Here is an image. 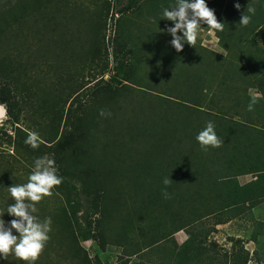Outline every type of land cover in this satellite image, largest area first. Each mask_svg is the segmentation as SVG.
<instances>
[{
	"label": "trees",
	"instance_id": "obj_1",
	"mask_svg": "<svg viewBox=\"0 0 264 264\" xmlns=\"http://www.w3.org/2000/svg\"><path fill=\"white\" fill-rule=\"evenodd\" d=\"M50 1L8 0L0 5V43L14 24H21L31 15L35 24L58 28L62 22L54 19L57 14L47 12L43 6ZM166 1L160 4L164 8L176 2L167 5ZM210 1L206 3L214 10ZM237 3L239 9L235 7ZM249 7L255 12L248 13ZM214 13L224 23L223 31H215L224 55L192 45L194 62L183 66V51H174L166 31L171 26L169 22L166 24L163 19L159 26L150 24L157 29L139 23L136 26L141 31L136 35L137 40L126 39L131 42L130 57L120 61L114 71V76L122 81L120 85L97 86L91 91L89 101L77 102L74 114L69 112L72 102L68 108L58 101L50 106L54 114L48 121L57 139L44 138L49 143L44 146L63 166L59 169L62 179L78 182V187H73L76 196L82 194L96 201L93 208L98 218L94 227L91 229V223H87L81 229L73 210L77 200L71 194L65 196L57 224L74 239L83 235L101 249L108 245L124 247V254L130 257L159 247L161 241L185 230L188 237L181 247L163 250L167 251L170 264H248L250 261V253L240 239H235L230 251L219 258L218 245L207 242L209 230L198 227L210 215L215 217V225L225 223L242 214L245 206L250 210L255 201L264 198V0H219ZM243 13L251 15L247 25L239 24ZM128 22L135 24L122 15L116 20L118 36L113 42L117 45L120 41L118 46L122 48L128 43L123 40L128 33ZM86 23L88 27L82 35L86 46L76 54L82 72L86 67L91 70L103 55V44L100 45L104 38L103 11L88 18ZM68 30L66 35L72 34ZM81 31L79 28L78 35ZM104 54L107 56L106 50ZM166 55L170 57L166 59ZM106 66L105 63L100 73ZM23 75L21 62L8 54L2 56L0 48V91L5 93L0 100H15L23 85ZM226 79L231 86L227 91H236L234 94L243 91L242 95H233L234 100L231 97L227 101L229 110L221 104L215 106V112L204 108L206 93H219L218 87ZM238 81H243L245 88L238 89L234 83ZM249 86L259 93L252 107L257 110L255 115L248 108L253 98L247 94ZM12 107L9 104L7 111L17 120ZM243 108L247 112L243 113ZM101 109L111 115L101 116ZM232 110L235 111L230 113ZM208 121L214 123L222 144L205 150L196 135ZM91 146L97 148L96 153L93 150V159L77 157L79 150ZM207 152L215 159L209 158L205 164ZM139 157L147 158V162L136 161ZM66 162L69 164L64 165ZM152 165L155 176L148 183L143 177L153 174ZM138 172L143 174L141 179ZM243 175H250L251 179L239 183L236 177ZM124 178L127 184L119 185ZM165 178L170 181L168 185L163 184ZM128 190L132 192L127 197ZM165 190L169 198H165ZM120 226H124L121 231ZM259 228L253 232L252 242L264 235ZM146 231L151 235L146 237ZM138 232L145 236L134 245L127 235Z\"/></svg>",
	"mask_w": 264,
	"mask_h": 264
},
{
	"label": "rangeland",
	"instance_id": "obj_2",
	"mask_svg": "<svg viewBox=\"0 0 264 264\" xmlns=\"http://www.w3.org/2000/svg\"><path fill=\"white\" fill-rule=\"evenodd\" d=\"M7 1L0 0V5ZM162 1L52 0L48 3L45 2L43 6L48 9L47 12L57 14L54 19L57 22L60 19V22H62L58 28L50 29L51 27H45V24H35L31 15L22 21L21 24H14L9 29L7 37L0 43L2 56L3 54H8L12 59L16 58L17 61H20L24 75L23 85L17 92L14 98L15 100L12 98L11 101L0 100V212L6 209L8 203H14L7 187L12 184L26 183L36 158L45 157L53 160L58 175L62 177L59 169L63 166L53 157V153L44 146V144L49 145V143L46 144L44 138H49L50 140L56 138L55 132L52 130L50 122L48 121L54 114L50 106H54L53 103L58 101L59 104L64 103L65 108H68L72 102L74 104L71 107L72 110H69V112L74 114L76 110L75 106L78 104L77 102L80 101V104H84L89 101L91 91L97 86L120 85L122 81L117 76H114V71L118 68L120 61L125 60L131 55L128 52V45L131 42L126 39L131 38L133 39L132 41L137 40L136 35L138 36L141 31L136 26L139 23L150 27V24L159 26L161 22H164V18L160 19L162 9L164 8V5H160ZM174 1L176 0H167L166 3L167 5H171ZM218 2L219 0H211L210 6H214L215 10ZM221 3L219 4L221 5ZM101 11H103L104 38L100 45L102 47L103 44V53H101L103 55L101 56V60H97L93 64L91 70L86 67L82 72L79 70L80 60L77 55L80 54L79 50L86 46V42L84 43L85 36H82L88 27L86 22L88 18ZM121 15L135 22L134 25L129 22L126 23L128 33H125L126 37L123 36L125 37L123 40H126L128 43H126L127 47L125 48L120 47V45L118 46L120 41L117 45L113 42L115 36H118L117 30L115 29L116 20ZM63 16L66 17L65 20ZM165 20L166 24L169 22V25H172L171 21ZM79 28L82 29L81 35H78ZM67 29L73 35H66ZM150 29H157V26L150 27ZM170 38L172 39L171 35ZM146 40L143 41L145 45L147 44ZM219 44V38L215 30L210 29L206 24H202L195 45H199L215 54L224 55V51ZM190 47L192 48L191 51ZM173 48H171L172 52ZM114 49L116 50V59L113 55ZM104 50H106L107 56H105ZM192 50L193 46L185 43L181 50V52L183 51V66L188 65V62H194ZM174 51L176 50L174 49ZM169 57V55H166V59ZM105 63L107 64L106 69L100 73L101 67ZM178 66L180 67V65ZM226 81L228 82V79L224 80V84L218 87L219 93L214 92L212 95H207L206 93L207 99L203 105L204 108L215 112V106L221 104L225 106V109L229 110L227 101L231 97L233 99V95H242L241 93L243 91L241 93L237 92V94H234L236 91H230L229 93L227 89L231 86ZM234 83L237 84L238 89L240 87L245 88L243 81ZM82 85L83 88H80ZM75 91L76 93L74 94ZM207 91H210V88ZM247 93L251 94L253 92L247 91ZM4 94L0 91V98ZM251 96L257 98L255 95ZM9 104L13 106V114H16L17 120L14 119L13 115L9 116L7 111ZM234 111L232 110L230 113ZM241 111L243 113L247 112L246 108L241 109ZM251 113L255 115L257 110L252 109ZM60 129H62L61 123ZM92 130L94 131V129ZM33 132L38 134V146L35 148L25 143L30 133ZM48 142L50 141L48 140ZM51 142L53 143L54 141ZM20 145L23 146L21 147ZM141 148L143 150V147ZM96 149L91 146L86 150H79L77 157L81 160L89 161L93 159V150L96 153ZM75 158L76 155L74 156V161ZM209 158L215 159L212 154L205 153V164L208 163ZM136 161L141 163L147 162V158L139 157ZM67 164L69 163L66 162L64 165ZM153 166H151L153 174L143 177L148 183L154 180L155 171L153 172ZM137 168H140V165ZM206 168L209 169L208 167ZM138 175L141 179L143 174L138 172ZM236 178L239 183H242L243 179L250 180L251 176L243 175ZM125 184L127 183L124 178L120 181L119 185L125 186ZM73 187H78L77 181L73 182L64 179V183L62 181L53 188L51 195L45 196L40 202L36 203L37 211L34 215L38 216L40 220H43L45 217H51L52 224L51 232L49 233L50 239L46 242L35 264H84L83 261L85 258V264H170L171 261H169L170 258L168 257L167 251L163 250H171L174 246L181 247L182 243L188 237L185 230L177 231L168 240L161 241L158 244L159 247H151L142 253L130 257L124 254V247L108 245L101 249L94 240L85 238L83 235L77 236L74 239L72 234L57 224L58 210L62 204L64 205V201L66 200L65 196L71 194L77 200L73 210L75 211V217L81 225V229H84L87 223H91L92 229L98 217L94 214L96 210L93 208L95 207L96 201L86 199V196L82 194L76 196ZM130 192L132 191H127V197L130 196L128 194ZM261 200L255 201V205L257 206ZM259 207H261V204ZM245 208L246 210L242 214L221 224H214V216H206L199 223L200 226L198 229L202 231L209 230L210 233L207 242L212 241L218 245L220 248L218 253L219 258L230 251L235 239H240L245 249L250 253V261L248 264H264V235L258 236L257 240L252 242L253 232L256 228H259L258 224H261L259 229L264 234V209H259L258 213H255L262 219H256L253 216L251 218L249 216L251 215V211L247 209V206ZM12 218L7 213L3 216L5 221H10ZM113 223H115V220H113ZM123 227L120 226L119 230H123ZM145 230L149 229L146 228ZM142 235L138 232L135 235H127V238L135 245L145 236ZM149 235H151L150 231H146V237ZM0 264H25V262L9 254V259L0 261Z\"/></svg>",
	"mask_w": 264,
	"mask_h": 264
},
{
	"label": "clouds",
	"instance_id": "obj_3",
	"mask_svg": "<svg viewBox=\"0 0 264 264\" xmlns=\"http://www.w3.org/2000/svg\"><path fill=\"white\" fill-rule=\"evenodd\" d=\"M235 7L239 9L240 5L237 3ZM247 12L254 13L255 9L249 7ZM161 18L172 22L166 31L172 37L171 45L178 52L183 49L185 43L195 45L202 24H206L215 31H223L224 26V23L217 20L214 10L208 7L206 0H176L172 6L162 9ZM250 20L251 15L243 13L239 24L247 25ZM255 103L256 99L253 97L248 105L249 110H252ZM100 115L110 116L111 113L101 109ZM196 140L205 150L222 144L212 121H208L206 126L198 132ZM37 141L38 134L33 132L25 143L35 148L38 146ZM61 182L62 177L58 175L54 161L38 157L34 161L26 183L12 184L7 187L14 203H8L6 209L0 212V261L8 260L9 254H12L25 264H35L46 242L50 239L52 224L51 217L40 220L34 215L37 211L36 203L45 196L51 195L53 188ZM169 182L168 178L163 180L164 185H168ZM164 194L165 198H169L166 190ZM5 213L13 218L5 221L3 219Z\"/></svg>",
	"mask_w": 264,
	"mask_h": 264
},
{
	"label": "crops",
	"instance_id": "obj_4",
	"mask_svg": "<svg viewBox=\"0 0 264 264\" xmlns=\"http://www.w3.org/2000/svg\"><path fill=\"white\" fill-rule=\"evenodd\" d=\"M256 88L255 87H248V91H252L253 93H251V94H249V93H247L248 95H255L256 97H259V93H257L256 91ZM254 97V96H253ZM246 181H248V180H246V179H243V182H246ZM242 182V183H243ZM261 204V207H259L258 208V206ZM259 209H261V210H263L264 209V198L261 200V202L256 206L255 205V207L253 206V207H251L250 208V210L249 211H251V215H249L251 218H252V216L253 217H255L256 219H262V218H260V217H258L255 213L257 212L258 213V210Z\"/></svg>",
	"mask_w": 264,
	"mask_h": 264
}]
</instances>
